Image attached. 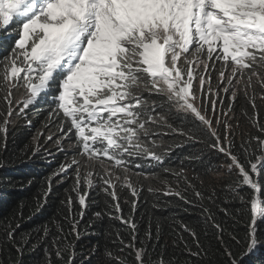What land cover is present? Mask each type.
Returning a JSON list of instances; mask_svg holds the SVG:
<instances>
[{"label": "snow or ice", "instance_id": "obj_1", "mask_svg": "<svg viewBox=\"0 0 264 264\" xmlns=\"http://www.w3.org/2000/svg\"><path fill=\"white\" fill-rule=\"evenodd\" d=\"M13 40L9 50V42ZM0 50L6 52L0 56V92H3L0 100L7 105V114L0 113L5 148L11 117L24 116L29 106L44 97L55 105L48 115L50 122L57 117L60 125L56 144L61 145L65 138L72 141L73 158L62 163L48 178L44 199L50 195L53 179L67 176L75 166V182L70 192L76 196L69 195L61 203L66 204L65 220L71 218V231L77 234V239L79 221L72 215L73 205L78 200L82 220L90 191L98 185L111 198L105 201L109 209L106 214L132 230L131 243L125 244L119 235L117 240L135 252V264H175L174 259L166 261L163 253L155 259L149 256V261L144 259L149 255L152 233L146 232L145 240L140 241L144 246L136 248L137 225L121 214L116 191L119 183L138 199L140 189L130 179V165L140 168L137 160L162 164L171 151L169 146L164 154H159L156 149L162 145L154 137L179 136L185 138V143L201 137L214 139L210 147L230 160L226 165L229 172L238 170V177H242L236 187L229 186L230 190L242 202L245 201L240 195L242 185L264 194V186L250 177L233 151L243 149L248 160L259 152L250 168L252 173L264 169V124L258 123L254 116L252 127L261 135L244 134L247 138L242 137L239 148L229 138L235 136L229 112L233 111L238 94L243 93L256 115L257 95L264 103V0H0ZM217 62L219 69L213 88L212 72ZM20 88L25 96L14 100V90ZM220 92L225 96L221 97ZM153 96L161 99L157 101ZM225 102L228 111L221 109V115L228 119L221 120L216 115L217 106ZM14 103L22 107L15 111ZM209 106L212 115L208 114ZM242 111L248 114L243 106ZM174 119L179 120V125ZM47 139L52 141L53 136ZM97 168L101 171L94 174ZM164 171L171 172L177 180L176 188L164 181V196H175L191 204L185 192L193 189L198 199L204 198L188 181L183 168ZM136 175L148 179L153 174ZM181 178L187 184L183 190ZM148 191L158 195L161 190L149 186ZM260 203L253 195L250 201L253 226L247 229L250 239L239 256L223 241L224 229L220 224L214 225L219 229L217 241L224 245L225 264H245L250 254L258 250V242L264 246V236L257 233L255 226L257 217H264ZM131 206L135 212L137 200ZM42 207L38 204L36 211ZM204 212L209 210L205 208ZM95 215L99 218L101 213ZM207 218L213 219L210 214ZM182 227L197 249L193 251L181 237L184 252L189 257H200L203 246L195 231L187 225ZM19 228L20 224L13 227L11 222L3 228L0 245L16 255L15 260L9 257V264H24L25 249L31 244V250L36 251L41 243H47L50 234L45 225L44 235L32 243L29 235L17 238ZM57 228L62 232L58 222ZM60 239L56 236L52 241L55 257L64 261L63 253L73 248L64 264H75L74 246L60 247ZM156 246L152 245L153 251ZM44 255V264H53L49 248L45 247ZM114 262L123 264L106 251L100 264ZM0 264L4 261L0 260Z\"/></svg>", "mask_w": 264, "mask_h": 264}, {"label": "trees", "instance_id": "obj_2", "mask_svg": "<svg viewBox=\"0 0 264 264\" xmlns=\"http://www.w3.org/2000/svg\"><path fill=\"white\" fill-rule=\"evenodd\" d=\"M13 44L14 40L9 42V50ZM3 55H6V52L0 50V56ZM257 91H259L258 86ZM2 96L3 92H0V97ZM220 96L224 97L225 93ZM257 97L255 103L258 115L253 113L251 104L242 92L233 102V111L229 112V117H231L229 123L235 130V136L229 138L234 140L236 148L243 143L242 137L247 138L244 134L261 135L251 124L254 116L258 123L264 124V103L258 95ZM153 99L159 101L161 98L153 96ZM242 106L246 108L247 115L243 113ZM54 107L55 105L49 98H38L25 110L24 116L14 114L11 117L12 122L7 126L6 148L4 134L0 133V241L3 240V228L9 222L13 227L20 224L17 232L18 239L21 235H29L32 243H36L37 238L44 235L43 226L47 225L50 232L46 237L47 243H41L34 252L30 244L24 252V264H44L45 247L50 249L53 264H64V261L72 254L73 248L63 253L64 261L57 259L55 257L56 248L52 246L53 238L56 236L61 237L58 242L60 247L65 244L74 246L75 264H100L105 258L106 251L111 253L116 260H122L123 264H135V252L119 244L117 240V235H119L125 244L131 243L132 230L128 225L111 219L106 214L109 209L105 201L106 199L111 201V198L106 197L98 185L90 191V198L86 200L88 206L84 210L82 220L78 200L73 205L72 215L79 221V239H77V234L71 231V218L65 220L68 209L61 201L66 202L69 195L76 196V193L70 192L75 182V166L69 170L67 176L62 175L58 180L53 179L50 195L45 201L44 192L48 188V178L59 169L62 163L70 162L74 155L73 149L70 148L72 141L65 138L61 145L55 142L60 137V125L57 117H53L50 122L48 115ZM221 109L228 111L227 102L222 106H217L216 115L220 116L221 120L228 119L221 115ZM14 110L17 111L15 103ZM0 113L7 114V105L2 100H0ZM208 114L212 115L210 106ZM3 115H0V124H3ZM174 123L179 125L180 122L174 119ZM219 131L222 132L223 129ZM49 135L53 136L52 141H48ZM154 138L158 144L162 145L156 149L159 154H164L169 146H171V151L164 156L162 164L137 160L136 163L141 165L140 168L130 165V179L140 189L138 199L132 197L127 188L122 189L119 183L116 187L118 202L122 207L121 214L126 219L134 220L137 225L139 239L135 242L136 248L144 246L140 241L145 240V233L150 230L152 239L148 244L149 255L144 257L146 261H149V256L155 259L163 253L166 261L174 259L175 264H186L187 261H191L192 264H225V257L222 255L224 245L217 241L219 229L214 226L220 224L224 229L223 241L239 256L241 249H246L248 239H250L247 229L253 226L251 198L256 195L261 202V209H264V194L254 193L249 185H242L240 195L245 197V201L242 202L230 190L229 186L236 187L242 177H238V170L229 172L226 165L230 163V160L210 147L214 139L201 137L198 141L185 143V138L179 136ZM176 144L182 146L174 147ZM233 151L238 155L241 163L246 166L250 177L259 185L264 186V169L252 173L250 168V163L256 162L255 155H260V153H255L251 160H248L245 159L243 149L238 152L235 149ZM180 168L184 169L185 176L194 189L203 194V199H198L193 189L185 192L187 198L192 201L191 204H185L175 196L163 195L164 181H167L173 188L177 187L176 178L171 172L166 173L164 169L179 170ZM84 171V169L81 170L82 176ZM95 172L98 171L95 169L94 174ZM137 172L153 175L145 179L143 176H137ZM149 186L160 189V193L158 195L150 193ZM184 188H187V184L181 178L180 190ZM133 200L138 202L135 212L131 206ZM38 204L43 205L39 212L36 211ZM153 204H158L159 207L154 208ZM205 208L209 210L208 213L204 212ZM98 212L101 213L99 218L95 215ZM209 214L213 219L207 218ZM57 222L62 232L58 231ZM182 225H187L195 231L199 243L203 246L200 257H189L184 252L181 237L193 251L197 249L191 235L184 231ZM157 226H159V231H157ZM255 226L257 233L264 236V217H257ZM152 245H157L154 251ZM10 256L12 260L16 259L15 253H10L7 248L0 245V260H3L4 264H9ZM245 264H264V246H260L258 242V250L250 254Z\"/></svg>", "mask_w": 264, "mask_h": 264}, {"label": "rangeland", "instance_id": "obj_3", "mask_svg": "<svg viewBox=\"0 0 264 264\" xmlns=\"http://www.w3.org/2000/svg\"><path fill=\"white\" fill-rule=\"evenodd\" d=\"M217 65H219V62H217ZM219 68H216V70H214L212 72V76H213V84L212 87L215 88L216 87V81H215V76L218 72ZM224 92H220V94H223ZM198 96L200 95L199 90L197 91ZM230 94V93H229ZM25 96V91L23 88L20 89H16L15 93H14V100H22ZM258 98V97H257ZM199 103V100H198ZM19 107H22V104L20 105H16L17 111L19 110ZM98 172H100L101 170L99 168L96 169ZM122 175V174H121Z\"/></svg>", "mask_w": 264, "mask_h": 264}]
</instances>
